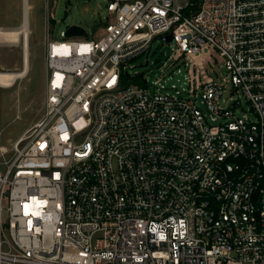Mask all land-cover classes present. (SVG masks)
<instances>
[{
    "label": "built area",
    "instance_id": "2783aa9c",
    "mask_svg": "<svg viewBox=\"0 0 264 264\" xmlns=\"http://www.w3.org/2000/svg\"><path fill=\"white\" fill-rule=\"evenodd\" d=\"M103 1V37L48 40L43 118L0 148V264H264V0ZM158 39L168 70L214 50L211 81L132 73Z\"/></svg>",
    "mask_w": 264,
    "mask_h": 264
},
{
    "label": "rangeland",
    "instance_id": "374dc122",
    "mask_svg": "<svg viewBox=\"0 0 264 264\" xmlns=\"http://www.w3.org/2000/svg\"><path fill=\"white\" fill-rule=\"evenodd\" d=\"M29 6V71L13 88L0 87V148L12 156L15 142L43 118L46 91L45 53L48 40L63 41L62 34L72 26L82 28L85 41L97 40L105 35V26L114 21L103 0H27ZM25 0H0V28L19 29L23 25ZM23 44L0 43V71L21 72L24 69ZM207 58H198L185 68L184 64L169 69L163 66L171 49L158 39L153 44L151 66L145 67V58L134 62L132 73H141L150 85L169 91L173 85L179 89L187 86V78L199 86L211 81L212 59H217L214 50L206 48ZM166 54V56H165ZM219 64H223L219 60ZM178 69L181 70L178 73ZM165 71V73H163ZM171 71L175 75L171 77ZM170 78V79H169ZM0 161H2L0 157Z\"/></svg>",
    "mask_w": 264,
    "mask_h": 264
},
{
    "label": "bare ground",
    "instance_id": "6f19581e",
    "mask_svg": "<svg viewBox=\"0 0 264 264\" xmlns=\"http://www.w3.org/2000/svg\"><path fill=\"white\" fill-rule=\"evenodd\" d=\"M25 0L23 13V25L19 29L4 30L0 28V43L18 45L23 44L24 69L21 72L0 71V87L5 89L13 88L19 79H23L29 71V6Z\"/></svg>",
    "mask_w": 264,
    "mask_h": 264
},
{
    "label": "water",
    "instance_id": "95a60500",
    "mask_svg": "<svg viewBox=\"0 0 264 264\" xmlns=\"http://www.w3.org/2000/svg\"><path fill=\"white\" fill-rule=\"evenodd\" d=\"M66 38H82V37H87L86 32L77 26H72L70 28L67 29L66 33ZM164 41L166 42H170L172 40V35L163 38Z\"/></svg>",
    "mask_w": 264,
    "mask_h": 264
}]
</instances>
